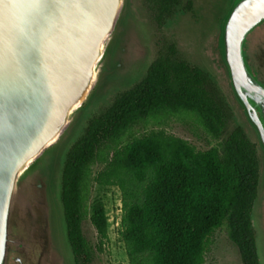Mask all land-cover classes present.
I'll use <instances>...</instances> for the list:
<instances>
[{
  "label": "water",
  "instance_id": "1",
  "mask_svg": "<svg viewBox=\"0 0 264 264\" xmlns=\"http://www.w3.org/2000/svg\"><path fill=\"white\" fill-rule=\"evenodd\" d=\"M262 23L264 0H233L219 52L232 93L264 145V90L243 52ZM140 29L129 0H0V264H9L19 245L14 228L24 212L43 225L39 264H77L63 203L66 162L93 117L86 106L144 46ZM251 222L264 264L261 169Z\"/></svg>",
  "mask_w": 264,
  "mask_h": 264
},
{
  "label": "trees",
  "instance_id": "2",
  "mask_svg": "<svg viewBox=\"0 0 264 264\" xmlns=\"http://www.w3.org/2000/svg\"><path fill=\"white\" fill-rule=\"evenodd\" d=\"M159 30L178 0H145ZM194 115L215 138L227 131L232 112L225 96L202 68L184 59L174 42L159 49L146 76L120 92L93 116L72 147L63 176V203L77 264H93L94 247L83 233L87 184L105 143L159 113ZM259 165L255 144L235 127L219 146L198 150L164 130L136 137L111 152L95 181L121 191L119 239L129 264H204L213 233L224 223L242 264H260L251 211ZM90 220L103 250L109 240L103 202Z\"/></svg>",
  "mask_w": 264,
  "mask_h": 264
},
{
  "label": "rangeland",
  "instance_id": "3",
  "mask_svg": "<svg viewBox=\"0 0 264 264\" xmlns=\"http://www.w3.org/2000/svg\"><path fill=\"white\" fill-rule=\"evenodd\" d=\"M199 1L202 9L200 6L196 8L198 7L196 5L193 11H187L181 5L166 21L162 30H159L145 0H129L137 14L138 27L141 28L144 46L136 51L135 61L129 69L119 79L101 89L92 102L86 106L89 115L95 116L100 113L102 109L112 103L115 96L127 89L133 80L138 82L144 65L150 58L154 60L157 57L160 47L166 41L174 42L184 59L194 65L200 64L204 70L209 72L223 95L226 94L229 97L228 99L225 97L226 103L234 105L224 78L223 68L225 67L220 52V58H218V53L215 50L218 34L217 16L214 17L211 14V0ZM213 24L215 25L213 26ZM236 126L235 120L231 119L226 133L221 138H215L205 130L194 115L184 112H163L134 125L117 141L105 143L99 151L100 158L93 164L88 178L87 217L83 223V233L94 247L93 264H129L124 244L120 241L118 233L122 217L121 191L117 187L100 185L95 181V175L104 166V159L110 156L114 149L151 131L164 130L168 134L187 140L198 150H206L221 145ZM98 201L104 203L108 217L109 240L103 246L102 251L96 249V245L99 243L98 234L90 220L92 206ZM204 264H242L239 249L231 241L229 227L226 223L213 233Z\"/></svg>",
  "mask_w": 264,
  "mask_h": 264
},
{
  "label": "flooded vegetation",
  "instance_id": "4",
  "mask_svg": "<svg viewBox=\"0 0 264 264\" xmlns=\"http://www.w3.org/2000/svg\"><path fill=\"white\" fill-rule=\"evenodd\" d=\"M211 2V14L214 17L217 16L216 27L218 30V34L216 38L215 50L218 53V58H220L219 49L222 45V25L225 19V15L229 11L233 0H211ZM200 4L201 3L199 0H178V3L175 5V10L182 5L187 11H193L196 5H198V7L196 8H199ZM214 25L215 24H213V26ZM243 52L255 80L264 90V23L257 26L247 35L246 42L243 47ZM195 65L203 69L200 64ZM223 72L231 98L234 102V105L228 103V106L232 112V119L235 120L237 124L236 127H241L250 141L255 144L259 165V176L261 169L264 183V145H261V143H259V131L256 128V125L252 118H250L245 112V107L239 104L235 99L230 86V78L225 68H223ZM207 73L212 76L209 72ZM224 95L225 97H227V99L229 98L226 94ZM256 110L257 116L260 118V113L258 109ZM42 226V224L34 225L33 219L29 213H20L17 218L16 226L14 228L16 237L19 240V245L13 247L10 253L9 264H39L44 248V239L40 235V229Z\"/></svg>",
  "mask_w": 264,
  "mask_h": 264
}]
</instances>
